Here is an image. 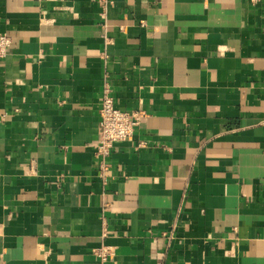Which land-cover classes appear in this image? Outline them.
Wrapping results in <instances>:
<instances>
[{
	"label": "crops",
	"instance_id": "crops-1",
	"mask_svg": "<svg viewBox=\"0 0 264 264\" xmlns=\"http://www.w3.org/2000/svg\"><path fill=\"white\" fill-rule=\"evenodd\" d=\"M0 32V264H264V0H0ZM108 84L147 116L104 183Z\"/></svg>",
	"mask_w": 264,
	"mask_h": 264
},
{
	"label": "built area",
	"instance_id": "built-area-1",
	"mask_svg": "<svg viewBox=\"0 0 264 264\" xmlns=\"http://www.w3.org/2000/svg\"><path fill=\"white\" fill-rule=\"evenodd\" d=\"M99 3L104 10H107L113 0H99ZM11 43V38L6 33L0 32V59H4L8 55ZM110 78L111 75L106 74L108 81ZM146 116L144 111L131 112L118 107L112 85H107L100 108L101 138L96 146V154L99 158L98 175L104 183L108 180L110 172L108 161L113 149L118 143L129 140ZM96 254L105 261L112 255V250L108 247H102L96 251Z\"/></svg>",
	"mask_w": 264,
	"mask_h": 264
}]
</instances>
